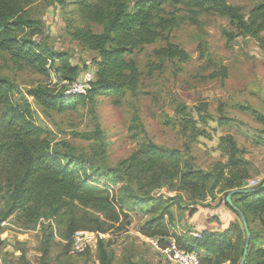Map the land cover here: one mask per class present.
Returning a JSON list of instances; mask_svg holds the SVG:
<instances>
[{
	"label": "trees",
	"instance_id": "obj_1",
	"mask_svg": "<svg viewBox=\"0 0 264 264\" xmlns=\"http://www.w3.org/2000/svg\"><path fill=\"white\" fill-rule=\"evenodd\" d=\"M78 2L81 23L75 25L72 16L65 22L71 40L96 53L92 62L94 79L86 93L67 96V86L56 83H39L23 91L14 79L0 75V235L3 224L12 217L21 225L39 223L41 264H45L56 227L67 241L66 253L70 252V241L76 231L94 232L98 234L99 264H114V253L109 249L111 242L101 234L109 233L124 219L129 222L130 212L139 210L148 216L141 233L158 239L161 248L174 241L180 249L198 252L201 264H239L246 232L239 213L226 197L234 189L248 188L250 162L234 135L218 138L216 149L225 159L205 171L196 167L191 159L184 158L180 150L157 144L144 128L131 125L129 133L139 142V147L117 167L110 168L74 154L67 144L53 147L47 130L35 120L30 98L46 115L66 113L90 104L94 129L74 134L96 139L102 159L107 143L95 102L104 95L116 105L127 95L137 97L140 74L134 59L129 58L134 50L165 40V46L154 49L157 57L189 59L187 51L165 35L187 18L176 16L170 10L172 6H183L194 23L200 22L201 14H215L229 20L235 29L226 33L229 41L238 37L259 40L264 32V0L248 11L227 0ZM39 3L48 9L50 6L65 8L70 0H0V51L48 78H51L49 66L53 65L64 78L60 81L75 82L82 71L80 66L72 63L67 52L52 48L48 40L41 38L45 32L42 18L36 15ZM245 110L264 122L263 113L252 107ZM204 112L207 109H199L194 115V110L178 107L182 115L181 132L188 138L187 149L200 137L211 136L207 135L206 126L213 116L205 117ZM261 134L254 138V144L264 145V130ZM263 183L264 179L251 188ZM181 191L188 193L189 203L197 206L223 194V204L235 217L223 228L222 217L210 215L206 217L210 228H203L198 235L179 232L178 223L174 222L173 204L176 202L183 208ZM233 202L245 213L251 231L245 264H264V189L237 193ZM197 211L192 209L189 216L193 217ZM196 227L197 224H191L192 229ZM2 242L0 239V246Z\"/></svg>",
	"mask_w": 264,
	"mask_h": 264
},
{
	"label": "rangeland",
	"instance_id": "obj_2",
	"mask_svg": "<svg viewBox=\"0 0 264 264\" xmlns=\"http://www.w3.org/2000/svg\"><path fill=\"white\" fill-rule=\"evenodd\" d=\"M83 1L94 3L95 0ZM227 1L243 6L248 11L260 0ZM79 6L78 0H70L65 8L50 6L48 9L39 3L36 15L42 18L44 25L45 34L41 38L48 40L52 48L67 52L72 63L80 66L82 71L75 84L84 86L94 79L95 66L92 62L96 53L71 40L65 22L72 16L75 25L81 23ZM170 10L176 16L187 18L165 35L168 34L173 43L184 48L189 59L180 61L157 57L154 49L165 46V40L134 50L129 58L134 59L140 74L137 97L127 95L116 105L104 95L97 97L95 102V111L107 143L102 159L103 154L100 155L96 139L74 134L94 129L90 104L74 111L46 115L30 98L35 120L47 130L53 147L60 148L67 144L74 154L110 168L117 167L139 147V142L133 140L129 133L131 125L144 128L157 144L180 150L184 158L191 159L196 167L205 171H210L217 162L225 159L216 149L218 138L232 134L250 162L248 188H251L253 186L249 185L252 180L259 184L264 179V145L254 144V138L262 135L264 122L245 109L252 107L264 114V32L259 40L238 37L229 41L226 33L235 30L229 20L215 14H201L200 22L194 23L188 18L190 15L183 6H172ZM49 67L51 78L30 66L13 61L7 53L0 51V75L14 79L23 91L39 83L63 85L60 81L63 76L55 71L53 65ZM180 106L188 111L194 110V115L199 109H207L203 115L213 116L206 126L207 135L211 136L200 137L191 144L190 149L186 148L188 138L181 132ZM220 119L222 122H219ZM140 133L143 135V132ZM176 190L179 188L176 187ZM163 192L167 193L166 190ZM181 194L185 199L181 202L183 208L180 209L176 202L173 204L174 222L178 223L179 232L198 235L203 228H210L206 223V217L210 215H220L223 221L227 220L226 224L231 217H235L223 204V194L217 193V199L208 198L200 206L189 203V195L185 191H181ZM174 195L179 194L174 192ZM194 208L198 211L191 217L189 214ZM147 218L139 210L132 211L129 222L124 219L109 233L101 234L111 242L109 249L114 253V264H127L129 261L131 264H172L157 248L160 247L159 240L141 233ZM192 223L197 224L196 230L191 228ZM57 228L45 264H99L96 255L97 233L90 232V242L86 247H90L89 251L71 255L65 252L67 241ZM38 229L39 223L37 226L33 223L21 225L15 217L3 224L0 235L3 240L0 246L2 263L41 264L42 245ZM169 243L175 244L174 241ZM239 245L242 247V241Z\"/></svg>",
	"mask_w": 264,
	"mask_h": 264
},
{
	"label": "built area",
	"instance_id": "obj_3",
	"mask_svg": "<svg viewBox=\"0 0 264 264\" xmlns=\"http://www.w3.org/2000/svg\"><path fill=\"white\" fill-rule=\"evenodd\" d=\"M62 82L63 84H67L65 95L70 96L74 94L86 93L89 88V83L91 82V79L89 83L85 84L84 86L75 84V82L69 83L66 80H63ZM257 184L258 182L256 180H252L251 185L249 186H256ZM90 235L91 233L87 231H76L71 242L70 254L77 255L84 252L90 242ZM157 248L161 251L163 257L173 264H201L199 254L196 251L183 250L175 244H170L166 248ZM0 264L4 263H2V261L0 260Z\"/></svg>",
	"mask_w": 264,
	"mask_h": 264
},
{
	"label": "water",
	"instance_id": "obj_4",
	"mask_svg": "<svg viewBox=\"0 0 264 264\" xmlns=\"http://www.w3.org/2000/svg\"><path fill=\"white\" fill-rule=\"evenodd\" d=\"M263 189H264V183L258 188L234 189V190L230 191L226 197V201L233 208H235L237 210V212L239 213L240 219L242 221V224H243L245 232H246L244 252H243V255H242V258H241L239 264H245L246 263V259H247V255H248V251H249V247H250L251 231H250L249 224H248L245 213L241 210V208H239L238 206L235 205V203L233 202V196L237 193L260 192Z\"/></svg>",
	"mask_w": 264,
	"mask_h": 264
},
{
	"label": "crops",
	"instance_id": "obj_5",
	"mask_svg": "<svg viewBox=\"0 0 264 264\" xmlns=\"http://www.w3.org/2000/svg\"><path fill=\"white\" fill-rule=\"evenodd\" d=\"M232 213V212H231ZM231 216V215H230ZM227 220L224 221V224H223V228H226L230 222V220L228 221V223L226 224ZM258 225H256L257 227ZM157 240V239H156ZM161 248V247H160Z\"/></svg>",
	"mask_w": 264,
	"mask_h": 264
}]
</instances>
